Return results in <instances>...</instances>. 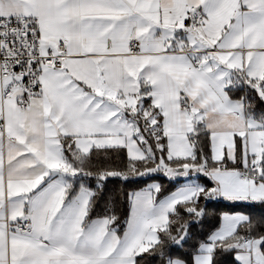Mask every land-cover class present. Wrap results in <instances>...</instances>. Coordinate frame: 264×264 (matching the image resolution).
Wrapping results in <instances>:
<instances>
[{
    "label": "snow or ice",
    "instance_id": "1",
    "mask_svg": "<svg viewBox=\"0 0 264 264\" xmlns=\"http://www.w3.org/2000/svg\"><path fill=\"white\" fill-rule=\"evenodd\" d=\"M0 264H264V0H0Z\"/></svg>",
    "mask_w": 264,
    "mask_h": 264
}]
</instances>
